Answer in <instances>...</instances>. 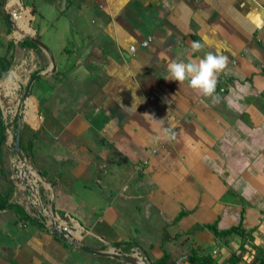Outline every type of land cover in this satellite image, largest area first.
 Wrapping results in <instances>:
<instances>
[{
	"label": "crops",
	"instance_id": "obj_1",
	"mask_svg": "<svg viewBox=\"0 0 264 264\" xmlns=\"http://www.w3.org/2000/svg\"><path fill=\"white\" fill-rule=\"evenodd\" d=\"M8 1L0 57L30 50L34 67L51 68L20 47L16 12L56 65L31 88L21 148L58 226L85 248L138 250L150 264H190L191 250L203 264H264V28L251 22L264 0ZM198 40L207 43L193 53ZM209 51L228 57L216 102L167 80L170 62ZM11 160L0 144V195L25 215L0 207V264H126L53 236L30 192L6 177Z\"/></svg>",
	"mask_w": 264,
	"mask_h": 264
},
{
	"label": "water",
	"instance_id": "obj_2",
	"mask_svg": "<svg viewBox=\"0 0 264 264\" xmlns=\"http://www.w3.org/2000/svg\"><path fill=\"white\" fill-rule=\"evenodd\" d=\"M4 18L6 19V22L8 25L12 28L13 21L11 19V15L5 10V8L2 9ZM30 41L34 42L37 46L44 49L45 52L49 55V58L51 60V68L40 72L34 76H32L28 82L23 85L22 83L18 82V86L20 89L21 94H19V100H18V114H17V126L15 129L14 137L12 142L10 143V147L13 151V154L16 156V164H22V168L18 169L17 166L14 168V172L16 174L15 181L17 184L24 187L26 190H28L32 196V199L35 201V206L40 208V214L44 218V220L49 225V231L51 234L55 237H59L62 240H65L69 243H71L73 246L84 250L86 252L96 254L102 257H108L113 258L115 260H118L120 262L126 263V264H150L148 258L140 253L138 250L133 251L131 254H124L118 249H111V250H105V251H95L88 248H85L84 246L80 245L78 241H76L72 236L67 235L63 230L62 227H59L57 222L55 221L54 217L56 215L55 209H54V202L51 203L50 209L47 207H44L41 205L40 199L38 197V191H37V185L36 182L33 183L30 180L33 178V176L30 174V171H33V168L30 164V157L27 154H23L22 148H21V135H22V128H23V122L26 120V102H28L29 99H31V88L37 80H39L42 76H46L48 74H52L56 71V65L54 63L53 57L47 52L45 46L42 44L40 40L35 39L32 36L27 37ZM2 97H0V100ZM22 99V100H21ZM11 114H7L5 116L4 112L2 111V106L0 103V117L2 120L3 125L7 124L10 121ZM15 116V114H14ZM36 174L42 178V176L36 172ZM136 253V254H135ZM137 257H136V256ZM138 257L140 260H138Z\"/></svg>",
	"mask_w": 264,
	"mask_h": 264
},
{
	"label": "rangeland",
	"instance_id": "obj_3",
	"mask_svg": "<svg viewBox=\"0 0 264 264\" xmlns=\"http://www.w3.org/2000/svg\"><path fill=\"white\" fill-rule=\"evenodd\" d=\"M15 4V3H14ZM16 25L19 29H22V30H25L29 35L31 34V30L30 28L27 26L26 24V19H23L22 17H16ZM16 33H19L21 34V32L18 30V32ZM27 36V35H25ZM35 39L37 40H40L41 42H47V39L46 38H42V35H40L39 33L36 35L35 34ZM27 37H25L24 39H26ZM13 41L15 42V45H14V48L13 49H16V44L20 43V40L19 39H15L13 38ZM42 42V44L45 46L47 52L51 55L50 51L48 50L47 48V45H45L44 43ZM35 51V57L37 59V57H39V59L41 61H44L45 63L47 62V56H49L44 49L40 48L39 46H36L33 48ZM17 50V49H16ZM31 51H32V48H31ZM32 53H30V50H24V52H21L18 54L17 58L14 59L13 58V61H12V64L11 66L9 67V69L7 70V72L5 73L4 76H2L0 78V97H2V99L0 100V103H1V106H2V111L4 112L5 116L7 114H11L12 118H10V122L9 124H5L7 126V128L5 129V134H4V140L3 142H1V145L4 146V148H7V150L10 152V157H11V164L9 162V165L5 168L4 171L5 174H6V177H8V180L11 182V181H15V172H14V167L16 166V162L14 164V161L16 159V156L13 154V151L10 147V143L12 142L13 140V137H14V133H15V129H16V126H17V122H18V119H17V114H18V109H17V105H18V100H19V94H21L20 92V89H19V86L18 84L16 83L17 82H20L22 83L23 85H25L28 80L36 75L37 73H40V71H44V65H40V67H34V64H33V60H32ZM47 55V56H46ZM52 56V55H51ZM36 61V60H35ZM14 73V76L16 78V81L13 80L12 81V78H11V73ZM51 75V74H49ZM14 78V79H15ZM22 100V99H21ZM32 103L31 101H28V105L31 106L32 108ZM30 108V107H28ZM31 111V110H30ZM30 111L28 109V111L26 110V118L27 119H30ZM33 111H34V114L36 116H38L37 114V107H33ZM28 112V114H27ZM15 114V117L16 118H13ZM26 125V123H25ZM27 126V127H26ZM24 127V135L23 137H21V142L22 144H26L24 141H26V138L29 136L30 134V131L27 129V128H32L30 126V124L26 125ZM34 171V169H33ZM32 172V171H31ZM39 184H40V181L37 180L36 182V185H37V189L39 191ZM24 188V187H22ZM25 190V189H24ZM33 207L30 209L32 210ZM35 212L38 211L37 208H34L33 209Z\"/></svg>",
	"mask_w": 264,
	"mask_h": 264
},
{
	"label": "clouds",
	"instance_id": "obj_4",
	"mask_svg": "<svg viewBox=\"0 0 264 264\" xmlns=\"http://www.w3.org/2000/svg\"><path fill=\"white\" fill-rule=\"evenodd\" d=\"M255 27L264 28V18H255L251 21ZM207 43L205 40L193 41L191 51L200 52ZM228 65V57L219 52H207L202 58L188 59L187 61H172L167 66L168 78L178 83L187 81L188 86L198 91L202 96L211 98L216 102V88L219 75L224 72ZM163 125V120H158ZM166 138L171 140L175 138V133L169 127H165Z\"/></svg>",
	"mask_w": 264,
	"mask_h": 264
},
{
	"label": "trees",
	"instance_id": "obj_5",
	"mask_svg": "<svg viewBox=\"0 0 264 264\" xmlns=\"http://www.w3.org/2000/svg\"><path fill=\"white\" fill-rule=\"evenodd\" d=\"M15 35L17 36V38H22L25 35L19 34V33H15ZM20 47L22 48H30V47H36V44L32 41H30L29 39L24 40V42L20 43ZM12 60H7L6 57H0V78L2 76L5 75V73L7 72V70L9 69V67L11 66V62ZM7 126L3 125L2 120L0 118V144L1 142H3L4 140V134H5V129ZM22 144V143H21ZM30 145V144H29ZM0 207L1 208H6L8 210H15L17 213L19 214H24L23 209L16 205V204H9L7 199H3L2 196L0 195ZM27 218H30L29 216L26 215ZM31 221L36 222L34 219H32ZM37 224V223H36ZM38 227H42V224H37ZM212 230L214 231L215 235L219 236H223V235H228L232 232H234L235 230H229L226 232H221L218 233L217 230L212 227ZM169 261V256L168 255H164V257H162L161 259L157 260L156 262H153L152 264H168ZM207 261V258H203L200 257L198 255L197 250H191L190 255H189V263L190 264H203ZM231 262H235L236 259L235 258H231L230 259ZM259 264H262L261 262H259Z\"/></svg>",
	"mask_w": 264,
	"mask_h": 264
},
{
	"label": "bare ground",
	"instance_id": "obj_6",
	"mask_svg": "<svg viewBox=\"0 0 264 264\" xmlns=\"http://www.w3.org/2000/svg\"><path fill=\"white\" fill-rule=\"evenodd\" d=\"M17 0H9L8 1V5L9 6H11V5H14V3L16 2ZM18 15L16 14L15 15V17H13L14 19H15V21L14 22H16V17H17ZM14 29H15V32H18V30L21 32V34L22 35H28V36H31V35H29L25 30H22V29H19L18 27H17V25H15L14 24ZM14 74V73H13ZM0 90H1V88H0ZM28 101H31L32 102V100L31 99H29ZM28 102H26V108L28 109V107H30L28 104H27ZM26 116V115H25ZM17 165V164H16ZM17 167H18V169H21L22 168V164H18L17 165Z\"/></svg>",
	"mask_w": 264,
	"mask_h": 264
},
{
	"label": "built area",
	"instance_id": "obj_7",
	"mask_svg": "<svg viewBox=\"0 0 264 264\" xmlns=\"http://www.w3.org/2000/svg\"><path fill=\"white\" fill-rule=\"evenodd\" d=\"M16 14H17L16 12H12V17H15ZM146 45H147V42H144V43H143V46H146ZM130 50H131L132 52H134L135 48L132 47V48H130ZM220 91L223 92L224 89H221ZM263 221H264V219H263ZM62 230H63L66 234H68V233L70 232V230H69L67 227H63Z\"/></svg>",
	"mask_w": 264,
	"mask_h": 264
}]
</instances>
